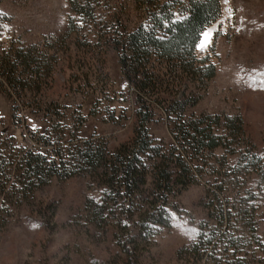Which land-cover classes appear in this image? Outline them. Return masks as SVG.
Instances as JSON below:
<instances>
[{"label":"trees","instance_id":"obj_1","mask_svg":"<svg viewBox=\"0 0 264 264\" xmlns=\"http://www.w3.org/2000/svg\"><path fill=\"white\" fill-rule=\"evenodd\" d=\"M66 1L70 15L62 35L0 54V92L12 99L47 89L70 45L98 63L111 48L135 91L132 135L111 150L87 140L80 146L51 148L47 154L22 151L13 171L16 178L39 186L50 178L89 176L101 189L99 200L88 203L93 217L110 228V242L122 264H138L139 251L158 228L170 226L171 199L209 177L206 220L199 223L186 252L195 262L261 264L255 251L264 254V245L256 235L255 218L264 149L250 143L240 115H184L197 101L187 93L189 86L203 89L215 76V65L208 56L196 55L193 40L219 17V0ZM132 12L136 21L129 29ZM153 104H162L170 124L169 146L150 135ZM6 174L0 170V221L4 199L21 190ZM234 175H255L257 184L236 190Z\"/></svg>","mask_w":264,"mask_h":264},{"label":"rangeland","instance_id":"obj_2","mask_svg":"<svg viewBox=\"0 0 264 264\" xmlns=\"http://www.w3.org/2000/svg\"><path fill=\"white\" fill-rule=\"evenodd\" d=\"M219 2L220 15L206 28L214 29L212 42L205 52L195 50L198 57H209L215 76L203 89L189 86L187 93L197 101L184 115H240L250 143L264 149V0ZM69 15L66 0H0V54L12 46L62 35ZM135 21L132 12L127 27ZM69 48L41 93L11 99L0 92V170L21 189L4 199L0 264L123 262L110 242V228L94 218L88 206L99 200L101 191L89 176L76 173L36 186L23 185L13 173L22 151L47 154L51 148L80 146L87 140L111 150L132 135L135 91L122 76L117 52L106 49L98 63L88 60L82 50ZM160 105L151 107L150 135L169 146L170 124ZM234 178L236 190L257 184L255 175ZM209 181V177L196 181L171 199L170 226L158 228L139 251L138 264H219L195 262L185 250L199 223L206 220ZM260 183L255 220L256 235L264 245V181ZM258 250L255 259L264 264V254Z\"/></svg>","mask_w":264,"mask_h":264},{"label":"snow or ice","instance_id":"obj_3","mask_svg":"<svg viewBox=\"0 0 264 264\" xmlns=\"http://www.w3.org/2000/svg\"><path fill=\"white\" fill-rule=\"evenodd\" d=\"M228 0H225L227 3ZM214 29H204L199 32L198 36L193 40L195 50L197 52H205L208 50L212 38H213Z\"/></svg>","mask_w":264,"mask_h":264}]
</instances>
